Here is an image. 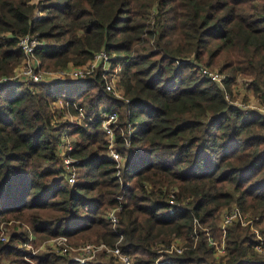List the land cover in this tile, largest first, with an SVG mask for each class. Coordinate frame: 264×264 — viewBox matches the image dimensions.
<instances>
[{
  "label": "trees",
  "instance_id": "trees-1",
  "mask_svg": "<svg viewBox=\"0 0 264 264\" xmlns=\"http://www.w3.org/2000/svg\"><path fill=\"white\" fill-rule=\"evenodd\" d=\"M27 33L38 34L47 69L105 50L129 102L106 89L102 67L82 79L0 81V264L72 262L50 245L29 256L28 230L38 242L66 235L119 246L134 264H264V116L230 104L199 72L220 67L228 89L251 77L264 100V0H0V78L21 64ZM72 102L97 117L101 104L118 107L122 127L128 118L137 126L130 148L116 134L120 168L99 117L65 118ZM66 129L80 160L74 183L59 149ZM233 206L250 222L224 230L221 211Z\"/></svg>",
  "mask_w": 264,
  "mask_h": 264
},
{
  "label": "built area",
  "instance_id": "built-area-1",
  "mask_svg": "<svg viewBox=\"0 0 264 264\" xmlns=\"http://www.w3.org/2000/svg\"><path fill=\"white\" fill-rule=\"evenodd\" d=\"M40 43V38L36 33H27L25 35L20 36L18 41V47L23 51L24 54L22 62L15 69L13 74L1 77L0 81L11 82L14 80H22L24 82H50L55 80H64L67 78L82 79L92 74L99 65H102L106 89L111 91L116 97L124 99L126 102H129V99L124 96L123 91L118 87L120 66L116 67L115 69L111 67L110 57L105 50H100L95 54L94 59L81 65H69L67 67L64 66L58 67L56 69H47L41 67V60L35 54V49ZM199 72L215 80L224 89L225 97L230 104L239 107L245 112L255 111L261 113L264 116V100L260 99L261 105L259 106H242L241 104L237 105L234 103V100H232L231 93L229 92L228 88L225 87L224 83L226 76H224L217 69H213L203 65L199 67ZM107 75H109V77ZM65 105L69 106L70 104L66 103ZM71 105L76 111L75 113H72L68 110V112L65 114V118L72 122L80 123L84 119L94 120L95 117H97L94 112L87 111L85 106L80 105L77 102H72ZM98 117L101 121V127L105 132L108 140V149L106 153L107 157L114 161L116 163V166L120 168L123 162L125 161L126 156L119 152V149L116 146V134L118 133V131H121V134L124 137L125 146L130 148V138L133 132L137 130V126L132 124V122L128 118L127 127L123 128L119 120V108L110 107L107 104H101L99 106ZM72 140L73 139H71L69 130H64L61 136L59 149L63 158V164L65 166V178L70 183H74L77 181L78 171L76 167L80 162L77 157H73L71 155V151L74 148ZM118 173H120V170L118 171ZM120 208L121 206H116L109 211L108 216L114 227L119 222L117 212ZM169 212H175V207H170ZM221 215L222 218L219 223L224 230L229 224H231L237 219H239L243 224H248L250 222V220L247 219L248 215L242 214L237 206H233L232 208H225V210L222 211L220 216ZM7 238L8 229L4 225L1 227L0 241H5L7 240ZM121 239L122 238L119 239V242L121 241ZM178 240L179 239L174 241L173 247H175L178 252H181L182 243ZM35 241V234L31 230H28L27 240L24 241L23 246L26 247V249L30 250L28 253L29 256L35 254L43 246V244L36 246ZM48 243L59 254L68 255L69 258H71L72 260L70 264H106L105 262L100 261V253H103L105 255H113L117 259L121 260L124 264H134L133 260L129 257V255L123 253L119 246L111 247L105 242H83V244L75 245L69 241V238L66 235H60L49 239ZM260 248L261 246H259V249Z\"/></svg>",
  "mask_w": 264,
  "mask_h": 264
},
{
  "label": "rangeland",
  "instance_id": "rangeland-1",
  "mask_svg": "<svg viewBox=\"0 0 264 264\" xmlns=\"http://www.w3.org/2000/svg\"><path fill=\"white\" fill-rule=\"evenodd\" d=\"M203 66H207V65L203 64ZM100 67H103V66L102 65H99L97 67V69L100 68ZM208 67L213 68V69H217L224 76L229 75V73H227L226 71L221 70L220 67H218L216 65H212V66H208ZM110 71H111V68H110ZM107 76L109 77V75H107ZM252 82H253V78L247 77V76H243V75L240 74L239 76L236 77V79H234L230 83V89H228V90L231 93V98H232V100H234V103L235 104H237V105L238 104H241L242 106L243 105H247V106H249V105H257V106L261 105L260 104L261 97L253 90ZM71 139H73V138L71 137ZM77 171H78L77 174L79 175V168H77ZM222 211H221V213H222ZM221 218H222V215L219 217V222H220ZM263 225L264 224H261L262 227H263ZM2 226H4V225L2 224ZM255 227L256 228H260L259 225L258 226L257 225H254V228ZM257 233L260 234V235H262L261 237L264 238L263 234H261L260 231H257ZM49 239H51V238H49ZM49 239H46V240H43V241H40V242H38V240H36V242H37L36 244H38V243H39L38 245L43 244L42 248H40V249H46L48 247L47 244H49L48 243V240ZM178 241L179 242L181 241V243H183V240H178ZM71 243H73L75 245L83 244V242H79V243L78 242H71ZM261 250L264 251V247H261ZM219 252H220V254H222L223 252H225V248L221 247L219 249ZM108 257H106V260L109 259Z\"/></svg>",
  "mask_w": 264,
  "mask_h": 264
}]
</instances>
